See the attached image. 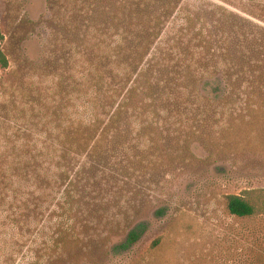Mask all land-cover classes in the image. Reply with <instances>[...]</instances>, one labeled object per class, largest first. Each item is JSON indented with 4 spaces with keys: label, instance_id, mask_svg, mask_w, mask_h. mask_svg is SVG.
<instances>
[{
    "label": "rangeland",
    "instance_id": "rangeland-1",
    "mask_svg": "<svg viewBox=\"0 0 264 264\" xmlns=\"http://www.w3.org/2000/svg\"><path fill=\"white\" fill-rule=\"evenodd\" d=\"M0 25V264H264V210L227 207L264 190V0H0ZM166 53L112 122L133 54Z\"/></svg>",
    "mask_w": 264,
    "mask_h": 264
},
{
    "label": "trees",
    "instance_id": "trees-1",
    "mask_svg": "<svg viewBox=\"0 0 264 264\" xmlns=\"http://www.w3.org/2000/svg\"><path fill=\"white\" fill-rule=\"evenodd\" d=\"M155 25H158L157 19H155ZM152 35L155 36V32L154 34H152V31L148 30L142 38H144L149 42L151 40ZM3 39H4V35L0 25V43ZM133 56L134 57L132 59L136 60L135 63H137L139 66H135V72L133 70L132 75H135L136 72L138 74L135 76L134 79H132V87H130L125 94L121 95L122 98L120 103L115 106L110 116V120H112V122L117 118V116L125 115L130 111L132 112V115L135 116L139 115L140 113L139 110L143 109L142 104L144 103V100L141 103L139 101L138 104L132 105L134 99H137L139 97L137 93L139 92V86L142 90L146 89L145 91H143V94L144 93L147 95L152 94V96H150L151 101L152 99H154L153 95H155L156 92L154 91L153 88H155L156 86H154L151 82L152 77L159 76V78H161V81L163 83H169L170 81L172 82L173 80L174 66L173 65L172 66L165 65L164 67L161 66L164 63L166 57L168 56L167 53L164 56H158V57L153 55L154 57L151 60L149 58L146 59L148 55L146 56L144 54L143 55L133 54ZM155 58H157L156 64L161 66V69H158L156 71L150 65L151 64L150 62L153 61ZM167 59L173 60L172 57L169 58L167 57ZM166 64H167V60H166ZM0 65L3 67H6L8 65L7 58L3 53L1 47H0ZM115 92L116 91H114V93ZM116 97L117 94L115 93L112 96V99H115ZM150 103L151 104L148 105L150 109L151 110L155 109V105H154L155 103L152 102ZM146 109L148 110V107ZM108 125L109 123L106 126ZM70 152L71 151H68L67 155L70 154ZM75 157L76 156L72 157L73 160L76 159ZM227 207L230 213L236 216H240V217L253 216L257 214L260 210H264V190H249L245 194H241V195L230 194L227 196ZM15 227H17V225Z\"/></svg>",
    "mask_w": 264,
    "mask_h": 264
}]
</instances>
